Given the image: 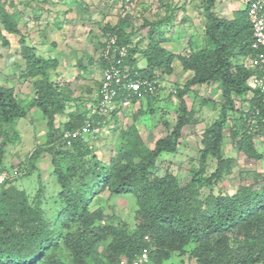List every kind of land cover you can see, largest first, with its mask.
I'll use <instances>...</instances> for the list:
<instances>
[{"label": "rangeland", "instance_id": "rangeland-1", "mask_svg": "<svg viewBox=\"0 0 264 264\" xmlns=\"http://www.w3.org/2000/svg\"><path fill=\"white\" fill-rule=\"evenodd\" d=\"M247 2L216 0L214 11L220 18L232 20L235 11L244 10ZM119 4L122 2L117 0H0V10L9 18L4 20L0 16V86L12 89L15 99L27 113L26 117L13 124L15 130L9 132L10 139L0 137V150L2 147L4 152L3 164L0 165V193L5 188H16L26 192L30 203L34 204L42 192L43 208L50 218L63 207V202L56 203L64 190L55 172L53 158L56 151L66 150L75 156L73 161L72 156L70 159L56 158L63 170L70 164H76V158L77 163L82 164L77 148L64 144L62 132L71 113L83 114L93 104L92 96L103 76L104 28L118 23L120 18L128 21L126 30L133 33L131 39L136 47L138 44L141 46L140 53L135 56H139L138 66L144 69L147 61L141 50L147 49L150 42V27L145 25L146 21L161 22L157 40L169 53L189 54L207 46L206 28L210 20L206 11L207 0H137L127 14L122 11L123 4ZM22 38L29 46L35 47L40 56L58 60L59 64L55 70H50L49 78L61 88L65 99L67 96L70 98L65 112L56 115L54 129L48 125V116L36 105L38 85L44 76L30 72L22 52ZM248 56L241 54L238 61L245 64ZM173 68L171 74L161 72L157 91L137 104V109L128 110L124 116H112L108 127L82 142V145L92 148V153L83 158V166L77 165V174H82V168L92 165L95 157L109 162L111 156L118 155V146L124 143L126 146L136 144L141 150H153L159 138L172 133L179 119L180 89L194 76L193 71H184L178 58L174 60ZM183 98L188 105L189 122L182 130L178 145L161 152L150 172L159 178L175 176L182 186H186L202 165V153L209 143L205 132L221 118L226 100L217 80L192 85ZM257 103L258 99L250 91L244 95L234 93L233 105L227 108L228 123L221 148L229 168L211 185L200 189V197L204 200L210 194H236L240 188L247 189L251 195H264V122L256 113ZM236 128L241 130L238 137L251 136L253 147L250 155L237 147V139L233 136ZM127 129L128 136H125L123 131ZM51 133L53 147L48 143ZM39 149L41 154L31 162V155ZM135 161L141 162L142 157L137 156ZM217 164L218 160L210 157L205 176L214 174ZM4 175L8 185L3 187L1 180ZM84 182L91 184L93 181L90 177ZM82 185L75 178L73 191L83 192L85 188ZM88 201V210L94 211L101 206L104 211V219H98L96 225L109 224L127 233L136 229L134 217L139 204L134 195L117 196L109 190L96 195L89 192ZM230 242L235 247L238 244L234 236ZM196 246L192 243L184 252L176 251L162 263L149 261L148 264H197V258L193 256ZM100 251L104 252V249L100 248ZM59 255L67 263H72L73 257L65 249L60 250Z\"/></svg>", "mask_w": 264, "mask_h": 264}, {"label": "trees", "instance_id": "trees-1", "mask_svg": "<svg viewBox=\"0 0 264 264\" xmlns=\"http://www.w3.org/2000/svg\"><path fill=\"white\" fill-rule=\"evenodd\" d=\"M250 1L244 10L235 11L230 20L217 16L214 11L216 0H207L206 11L210 19L206 28L207 46L189 54L169 53L157 40L161 22H145L150 27V42L147 49L141 52L147 67L138 66L140 58L135 55L140 53V44L130 47L127 59L136 72L135 76L157 79L161 72L171 74L176 58L184 70L194 72L179 92L181 102L176 127L170 135L157 140L155 149L141 150L136 144L126 146L124 143L118 146V155L111 156L109 162L95 157L92 165L82 168V174L76 173L79 170L77 165L83 166V158L92 153L90 146L82 145L86 139H75L72 143L81 157V165L76 158V164H70L63 170L58 160L72 156L73 161L75 156L66 150L56 151L53 158L55 172L64 190L56 200V203L63 202V207L53 218L48 217L43 208L42 192L32 204L26 192L16 188L3 189L0 193V264H135L145 251L150 261L162 263L170 259L174 252H184L192 243L197 245L193 251L197 264H264V195H251L247 189L240 188L232 195L210 194L205 200L200 197V189L211 185L229 168L221 153L228 123L227 108L233 105L234 93L246 94L249 89L247 81L254 72V69L238 61L239 55L256 52L252 48L253 36L247 13ZM0 16L4 20L9 19L1 10ZM127 24L128 21L123 18L115 25L108 24L104 28L105 35L116 32L120 35V44L132 43L133 33L126 30ZM22 46L30 72L44 76L38 85L36 105L48 116V125L54 129L56 115L65 112L70 98L67 96L65 99L61 88L49 78L50 70L57 68L58 60L40 56L25 38H22ZM102 62L104 69L108 64L104 59ZM212 80L220 81L226 103L221 118L205 132L209 143L203 150L200 169L186 186H182L172 175L154 176L150 168L157 157L178 145L182 130L189 122L188 105L183 98L188 88ZM88 112L79 115L71 113L63 131L80 128ZM26 115L12 89L0 86V137L10 139L11 130H15L13 124ZM240 131L236 128L233 132L237 147L250 155L253 140L248 134H245L247 137H238ZM128 132V129L123 131L125 136ZM52 136L51 133L49 147H53ZM2 149L0 165L4 160ZM41 151L39 149L31 155V162L36 161ZM137 156L142 157L139 163L135 161ZM210 157L216 158L218 164L216 172L207 177L205 173ZM90 177L91 184L84 182ZM75 178L83 183V192L73 191ZM6 179L3 187L8 183ZM105 190L113 195L132 194L137 198L139 209L134 217V232H123L109 224L96 225L98 219H104L105 215L101 206L94 211L88 210L89 192L96 195ZM233 236L237 239L236 247L230 242ZM62 249L72 255V263H67L59 255Z\"/></svg>", "mask_w": 264, "mask_h": 264}, {"label": "built area", "instance_id": "built-area-1", "mask_svg": "<svg viewBox=\"0 0 264 264\" xmlns=\"http://www.w3.org/2000/svg\"><path fill=\"white\" fill-rule=\"evenodd\" d=\"M117 1L122 2L124 7L122 11L126 14L132 11L137 2V0ZM248 18L253 29L255 47L259 50L257 55L251 58V66L264 70V0L250 1ZM133 46L131 42L120 44V35L116 32L107 34L101 58L106 60L108 65L103 69L97 91L92 96L93 104L84 124L76 130L63 131L62 138L66 145H72L75 139L96 136L103 128L108 127V120L112 116L119 114L124 116L128 110L137 109V104L140 105L143 99L157 91V79L135 76L136 72L127 61L130 47ZM252 82L253 86L262 87L261 90L264 92V74L254 75ZM6 178L7 176L4 175L1 183Z\"/></svg>", "mask_w": 264, "mask_h": 264}, {"label": "clouds", "instance_id": "clouds-1", "mask_svg": "<svg viewBox=\"0 0 264 264\" xmlns=\"http://www.w3.org/2000/svg\"><path fill=\"white\" fill-rule=\"evenodd\" d=\"M248 20H249V18H248ZM249 24H250V27H251V30H252V36H253L252 48H253V51L256 50V52H253V54H249V56L247 58V62H245V65L248 68L254 69V72L252 73V75L249 77V79L247 81V83L249 85L248 91H250L251 93H253V96L258 99L256 113L260 116L261 120L264 122V92L261 90L262 87H255V86H253V82H252V78L254 77V75H260V76H262L264 74V70H261L259 68H256V67L251 66L250 60H251V58H253V57H255L257 55V53L259 52V50L255 47V38H254V34H253V29H252V26H251V23L250 22H249ZM132 43L134 44V41ZM103 46H104V44H103ZM139 62H140V59H139ZM139 62H138V64H139ZM2 183H5V180ZM149 261L150 260H149L148 252L145 251V252H143L141 254V256L138 259L135 260V264H148Z\"/></svg>", "mask_w": 264, "mask_h": 264}, {"label": "crops", "instance_id": "crops-1", "mask_svg": "<svg viewBox=\"0 0 264 264\" xmlns=\"http://www.w3.org/2000/svg\"><path fill=\"white\" fill-rule=\"evenodd\" d=\"M185 71V70H184ZM186 72H189V71H186Z\"/></svg>", "mask_w": 264, "mask_h": 264}]
</instances>
